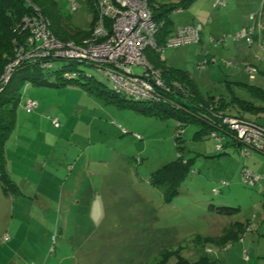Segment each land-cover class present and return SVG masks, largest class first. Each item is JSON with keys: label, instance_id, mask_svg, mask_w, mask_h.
Here are the masks:
<instances>
[{"label": "rangeland", "instance_id": "rangeland-1", "mask_svg": "<svg viewBox=\"0 0 264 264\" xmlns=\"http://www.w3.org/2000/svg\"><path fill=\"white\" fill-rule=\"evenodd\" d=\"M57 4L72 27L85 32L92 26L93 11L87 0H78L72 14L65 0ZM153 12L172 27L180 24V17L173 12ZM252 23L248 35L251 42L256 41L252 44L237 37L241 28L226 29L212 43L164 48L157 53L149 47L144 54L149 63L156 56L166 66L186 71L202 96H212L217 104L223 102L226 114L264 127V11L257 12ZM192 25H197L200 35L201 25ZM131 69L142 72L141 66ZM73 71L83 75L82 82L91 81L103 91L111 90L106 75L85 62L56 59L52 68L41 73L31 71L25 80L19 71L14 75L21 102L36 99L38 108L32 114L21 105L17 108L16 124L6 143V159H21L33 150L40 156L48 151L50 163L48 157H40L34 172L26 167L14 172L43 182L42 174L47 170L43 185L44 192L50 191L46 201L51 203L49 213L53 217H42L37 202L31 207L32 202L26 204L23 215L11 217L12 222H25L23 231L36 236L34 240L28 238L22 249H15L18 243L10 246L5 227L8 220L4 224L0 221V264H152L178 252L195 260L205 255V249L211 250L207 256L212 264H264V179L254 185L241 180L244 168L264 175V155L247 147L245 140L234 141L231 136L236 131L222 121L217 131L222 143L210 137V115L202 124L189 119L191 113H182L185 108L181 104L177 105L179 112L168 105L136 102L125 95V107H119L107 94L102 96L101 92L64 81ZM33 78L44 79V84H33ZM245 104L256 109H245ZM142 107H151V113L137 109ZM53 118L58 127L52 125ZM179 122L182 133L177 139ZM40 135L52 136V147L43 149L40 142L32 141V136ZM17 137L24 144L16 143ZM80 153L85 165L97 172L92 179L88 174H76L81 161H74ZM179 153L191 160L190 169L178 192L166 200L149 180L153 171ZM120 166L124 173L114 170ZM107 169V182L120 185L119 192L127 197H120L119 203H109L97 187ZM31 208V219L24 217ZM115 208L119 210L115 212ZM248 221L252 231H246L242 240L228 243V249L223 247L227 244L221 246L207 238L219 237L234 223L245 225ZM44 231L49 234L47 238L42 236ZM244 250L250 252L249 261L244 260Z\"/></svg>", "mask_w": 264, "mask_h": 264}, {"label": "trees", "instance_id": "trees-1", "mask_svg": "<svg viewBox=\"0 0 264 264\" xmlns=\"http://www.w3.org/2000/svg\"><path fill=\"white\" fill-rule=\"evenodd\" d=\"M58 1L59 0H0V36H3V39H0V188L4 195H13L20 193L19 187L17 186V183L12 177V172L17 174L16 172H14L15 168L17 170L19 168L22 171L21 168L26 167L27 169H29V171L34 172L35 168L39 164L40 159L42 157L46 159L48 157L49 159H51L48 151L42 152L40 156L39 154H35L36 153L35 150L31 151V153L29 152L27 154V157L21 159H16V160L6 159L7 156L5 151L6 143L11 133L13 132L16 124L17 108L21 105L22 109L28 114L34 113L35 110H37L38 108V102L36 99L26 98L24 101L21 102L18 89L13 84L15 73L17 71L21 72L22 73L21 80H25L28 78L27 75L30 74L31 71H36L38 73H41V71L44 69L52 68L53 60L65 59L68 61H74L67 58H58L53 56L39 57L30 60L23 59L19 61V63L13 68V71L11 72L8 81L3 82L2 76L4 75L7 66H9L20 55H22L23 54L22 51L27 52L31 48H33L34 46L40 43L38 41L33 46H31L28 40L29 32L27 30L22 29L23 18L24 17L31 18L35 15H37V17L39 16L40 19L43 20L46 26V30L54 37V39L64 44L68 42H72L74 45L81 44L83 41L88 40L92 37L91 31L97 20L95 0H87L92 7L93 23L92 26H90V28L88 29V31L82 32L69 25V23L66 21V16L58 7L57 4ZM147 4L151 10L153 19L156 21L161 19V21L159 22H162L158 30V34L156 36L157 47L152 48V50H154L155 53H157V52H161L164 49L163 45L165 39L172 35L166 37L167 34L169 33V29H167L168 22H166L165 19L157 18V16L154 15L153 11L155 9L165 10V12L172 10L174 11V9L179 8V6L177 5L169 9H165V8L163 9L162 5L161 6L156 5L151 0H147ZM76 10H77V5H76ZM76 10L69 11V13L72 14ZM254 13H256V11L251 12L249 15V20L252 25L253 23L250 16L251 14ZM158 14L161 15L162 12L160 11V13ZM251 24L242 29L249 31V29L251 28ZM252 43H255V41L251 42V44ZM145 60L153 70L158 72V75L161 78L164 86L163 88L158 90L159 100H151L149 102L143 100H134V99L132 100L136 102H146V103L148 102L152 104H159L161 106L168 105L174 110L177 111L180 110L179 112H181V109H179L177 105L181 104L183 105L181 107L185 108V110L183 109L182 113L184 112L186 114L191 113L192 116L190 117L188 116L189 119L193 121L198 120L202 124H206L207 122L206 120L208 119L207 116L210 115L209 117H212V119L214 120L212 121L211 119L210 127L208 128L211 131L210 134L212 133L215 134L214 136L210 135V137L216 138L217 140L218 138L217 131L222 128L220 125L222 118L224 116H234V115H228L224 112V108L222 105L223 102L218 103L219 104L218 105L217 101H214L212 96H207V97L202 96L200 92L196 89L194 83L189 78L186 71L178 68H172L166 66L156 56H153L151 58L150 63L148 62L146 56H145ZM88 65L94 66L93 64H88ZM63 69L64 68L62 67L61 70ZM74 74H77L76 77L74 76ZM69 76L71 77L67 79L65 77L63 78L62 74L60 75V77L63 78L64 81L67 82L73 81V84L74 83L80 84L82 87L88 90L95 91L97 93L101 92L102 96L107 94V98H110L109 101L112 99V102L115 103L117 106L125 107L124 103H126L127 100L123 99V95L125 96L127 95L121 92L117 93L113 91L112 86H111V90L106 92L103 91L101 88H99V86L96 83L92 84L91 81H87V80L82 82L81 79L83 78V75L79 72H75V71H73V73L69 72ZM31 82L33 84L41 85L44 84V79L38 81L37 79L33 78L31 79ZM61 84L64 83H58V85ZM29 103L31 104L29 105ZM132 107H135V105H132ZM243 108L251 109V110L256 109V107L251 106L249 104H245ZM137 109L144 113H151L150 110L151 107H142ZM184 119L187 118L184 117ZM41 122H43V120ZM51 123L54 127L59 126L58 121L55 118L51 119ZM181 126L182 124L179 122V124L177 125V129H179ZM179 130L180 132H177L176 134L177 139L180 138V134L182 133L181 131L182 129ZM225 131L227 132V130ZM43 136L45 135L32 136V141L38 142ZM47 138L51 141L53 140L52 136H47ZM219 138L221 140L219 141V143H222L223 137L220 136ZM231 138L233 139V137ZM17 139L14 138L16 143L24 142L19 137H17ZM233 140L235 141V139ZM47 147H52V146L50 145V143H48ZM190 165H191V160L189 158H185L182 154L179 153L174 160L163 164L157 170L153 171L151 173V177L149 181L153 186H156L161 191V194L166 200H169L173 195H175L178 192V187L184 181L187 172L190 169ZM9 171H11V174H9ZM17 175L22 176L21 174H17ZM24 177L25 179L27 178L28 180L27 184H31V183H33L34 185L38 184V182L35 181V179L30 178L28 175L22 176V178ZM234 224L235 225H232V227L227 228L219 237L209 236L207 238L209 240L216 242L217 244H220L221 246L227 244V246H223V247L228 249L230 248V245L228 243L230 242L233 243L235 241L242 240L245 232L252 231L253 229V227H251L250 221H248L245 225H242L238 222ZM4 235L2 237L3 242L6 241ZM204 253L205 255L200 256L195 260L184 257L180 252L172 253L171 256L166 255L165 257H162L161 260L152 264H212L213 262L207 256V253H211V250L205 249ZM242 254L245 261L250 260V255H249L250 252L248 250H244ZM172 256L174 257L171 258ZM172 259L174 260L172 261Z\"/></svg>", "mask_w": 264, "mask_h": 264}, {"label": "built area", "instance_id": "built-area-1", "mask_svg": "<svg viewBox=\"0 0 264 264\" xmlns=\"http://www.w3.org/2000/svg\"><path fill=\"white\" fill-rule=\"evenodd\" d=\"M65 1L70 11L76 10L78 0ZM215 4L223 2L217 0ZM95 9L97 20L91 31L92 37L77 45L54 39L39 16L24 17L22 29L29 32L31 46L38 41L40 43L27 52L22 51L23 54L7 66L2 81L8 80L13 68L23 59L53 56L97 66L111 81L113 91L126 94L131 99L148 102L159 100L158 90L164 85L158 72L147 64L144 51L157 47L156 36L162 22L153 19L147 0H95ZM261 9L256 13L264 11ZM256 13L251 14V20ZM199 30L197 25L192 24L178 27L172 36L165 39L163 48L199 43ZM250 30L241 29L237 37L251 43L248 36ZM133 66H141L142 72L132 71ZM222 123L236 131L237 135L231 136L233 139L239 142L245 140L247 147L264 155V127L234 116H224ZM217 141H221L219 137ZM241 179L246 184L254 185L264 179V175L259 176L244 169Z\"/></svg>", "mask_w": 264, "mask_h": 264}, {"label": "crops", "instance_id": "crops-1", "mask_svg": "<svg viewBox=\"0 0 264 264\" xmlns=\"http://www.w3.org/2000/svg\"><path fill=\"white\" fill-rule=\"evenodd\" d=\"M154 4L159 5L163 7V9H169L173 6H179L181 10L179 12H173L177 15V17H180L178 21H180L179 26H183L190 23H199L201 25V34H200V42H211L214 39H220L222 37L221 31L224 30H238L239 28H244L250 25V21L247 19V16L250 12L257 11L259 9V6L262 5L261 0H221L223 4H215L217 0H151ZM220 1V0H219ZM182 6V7H181ZM160 13V11L158 12ZM159 15V14H157ZM197 15V17H196ZM160 16V15H159ZM160 18V17H158ZM158 21H161L159 19ZM176 26L172 27V24L168 22L167 29H169V33L166 37L173 35L174 30L177 28ZM223 32V36H224ZM256 42V41H255ZM212 61V60H211ZM214 61V59H213ZM18 140V139H17ZM38 142L41 143L43 148H46L50 140L47 138V136H43ZM82 153H80L79 158H75V161H81L80 163V171H76V174H79L81 177L84 174H88V176H91V179L93 176L97 174L95 170H92L90 168L89 164L85 165V159L82 157ZM118 159V157H117ZM50 163V159H49ZM78 164V163H77ZM48 166V161L46 164V167ZM122 167L115 168L114 170L119 173H124L125 171H121ZM9 174H11V171H9ZM99 175L101 173H98ZM48 173L47 170L42 174V178L44 181L42 182V179L38 178L37 182L38 184L34 185L33 183L27 184L28 180L22 178V176H18L17 174L12 172V177L17 183V186L19 187V194H13V195H4L1 188H0V221L4 224L6 223L7 227V233L10 237L9 244L11 247H15L16 243H18V247L15 249H22L24 243L27 241L28 238L35 239L36 236L30 235L29 232L23 231L24 227H26L25 222H12L11 217H16L15 215L22 214L23 210L26 204H29L30 207L33 206L36 203L40 207V210L42 211V217H53V215H50V206L51 203H48L46 201L47 199V193L50 191H45L46 186L43 185L45 180L47 179ZM108 177V169L104 171L103 177L101 179L100 183H97V187L99 190H101L102 193H104V197L109 201V203H119V199L121 198H127L124 196L122 192H119V189H121V186H116L113 183L107 182ZM42 189V190H40ZM118 198L116 202L113 201V199ZM112 200V201H111ZM118 206L119 205H113ZM127 206V205H126ZM32 208L27 209V213L24 217H32ZM118 209L115 208V212L118 211ZM116 217V216H115ZM44 238H47L49 234L47 235L46 231L42 234ZM23 237V238H22ZM22 242H19L21 241ZM19 251V250H17Z\"/></svg>", "mask_w": 264, "mask_h": 264}]
</instances>
